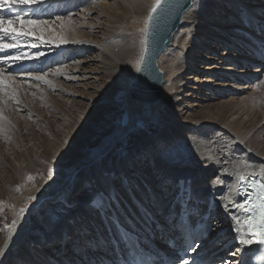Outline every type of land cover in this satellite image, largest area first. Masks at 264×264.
Instances as JSON below:
<instances>
[{
  "label": "bare ground",
  "instance_id": "obj_1",
  "mask_svg": "<svg viewBox=\"0 0 264 264\" xmlns=\"http://www.w3.org/2000/svg\"><path fill=\"white\" fill-rule=\"evenodd\" d=\"M195 2L185 13L171 45L158 58L159 67L171 53L174 58L166 61L174 74L163 75L162 99L149 107L160 122L150 126L153 138L147 142L139 137V147L114 166L108 161L114 160L123 142L111 141L109 147H115L101 160L79 163L83 169L72 194L74 199L78 197V207L48 236L30 238L29 213L23 210L18 214L13 227L0 236V249H11L3 264H118L125 237L117 224L139 233L144 244L149 239L166 256L177 259L185 248L178 218L189 196L186 212L203 221L210 211L207 223L213 227L211 237L220 233L221 241L225 240L210 249L206 246L208 238L200 241L196 251L185 259L213 264H233L237 260L227 251L238 244L234 229L247 231L243 211L235 206L243 203L238 194L239 176L246 183L251 175L264 180L260 172L264 168V128H260L264 126V107L252 97L256 81L264 76V52L258 51L264 44V0H208L211 8L204 12L202 3L203 12L192 18L193 12L200 11ZM154 5L152 0H44L34 6L32 14L35 18L38 10L46 13L40 18L48 20L47 25H7L22 42L19 48L10 49L13 54L19 52L20 59L5 67L15 83L9 84L8 91L0 85V126H5V130L0 128V176L11 172L0 183V200L15 195V182L22 184L28 173L46 165L51 156L72 164L80 162L82 155L73 146L63 152L38 153L34 136L36 130L44 133L47 116L63 114L64 123L67 108L74 112L80 104L85 105L88 112L83 111L86 117L80 121L84 127L79 131L70 127L63 137L66 142L77 139L90 150L103 146L100 140L116 132L109 127L98 130L97 122L102 112L115 110L120 77L124 75L126 110L133 119L142 120L148 108L137 106L128 88L140 67L147 19ZM146 13L143 37L138 39L135 25ZM58 15L64 19H56ZM255 65L259 67L254 69ZM219 94L226 101L216 106L212 95ZM39 103L49 105V109L39 110ZM184 181L191 183L189 192L184 190ZM37 192L33 186L20 200L24 198V202L26 196ZM98 193L116 199L117 207L114 204L110 208L109 204L103 212H97L93 201ZM58 194L54 190L49 195ZM62 198L54 197L50 205L56 206L59 199L67 205L69 198ZM125 217L136 226L125 224ZM150 217L158 224L151 223ZM149 228L153 235L146 233ZM143 234L148 235L146 239ZM169 241H173V247ZM66 248L70 249L68 253L55 256ZM245 249L251 250V246ZM156 256V263L162 264L163 256Z\"/></svg>",
  "mask_w": 264,
  "mask_h": 264
},
{
  "label": "rangeland",
  "instance_id": "obj_2",
  "mask_svg": "<svg viewBox=\"0 0 264 264\" xmlns=\"http://www.w3.org/2000/svg\"><path fill=\"white\" fill-rule=\"evenodd\" d=\"M152 1L156 3V0H152ZM202 3L204 4V8L206 9L204 10V12H207L211 8L208 0H197L195 2V5L196 6L198 5L197 7L200 9V11L193 12V15H192L193 17L191 16L192 18H196L197 16H199L201 12H203V10H201L203 6ZM243 13L246 15L245 11H243ZM146 17H147V13L144 15L142 19H140L141 21L139 20L140 22H138V25H135V27L138 26L134 30V33L137 34V37H140L138 39H141V37H143ZM129 24L130 26H132V23H129ZM29 25L31 26V24ZM263 45L264 44L259 45L258 51L261 50L260 52H264ZM168 55H167L168 56L167 59H162L160 61L159 68L162 69L163 72L165 73V74L163 73V75H168L169 73L170 76H172L174 72L172 74L171 72H169L168 66L170 64L168 63V61H166V60H169L170 57L172 58V55L171 53H168ZM215 58L217 59L216 56ZM137 61H138V56H136V58L133 59L132 64L135 66ZM257 67H259V65H255L254 69ZM171 78L172 77H168V79H171ZM126 80L127 78H125L124 75L120 77L118 92L115 98V105H116L115 110L109 113L102 112L101 114L102 116L99 119L101 121L97 122V125L99 124L98 130H100L101 128H105L107 130V128L109 127V128H112L116 132L115 134H113L112 137L106 136V137H103L102 140H100V143H103V146L98 145L92 150H90L84 147L83 144L78 142L77 139L74 142H70V141L66 142L63 137V135H65V130H70V127H75L78 131L84 127V126H81L80 121L81 122L84 121L86 117V113H83V111L88 112V110L86 109L87 107L85 105L80 104L78 109L77 110L75 109L74 112H71L70 109L67 108V110L64 111V114L67 116V119L65 121L67 122L64 121V123H62L61 121L63 117L61 115L63 114L55 113V117L57 118L52 117V116L46 117V120H44L45 122L44 133L42 134L39 132V130H36V135L34 136L35 140L33 142L38 144L37 145L38 153L40 154L44 152V154H51V151H55L56 149L63 152L67 150V147L73 146L75 152L79 150L78 155L79 156L82 155V157H80V162L72 164V162H67V161L64 162V160H62L61 157L59 156H56V157L51 156L49 158V162L46 165L45 164H42L41 166L38 165L37 170L35 171L33 170L34 172L28 173L26 180L22 184L15 182L14 186H15L16 194L13 195L12 197L5 195L2 198V200H0V236L5 232V230L7 229L9 230L10 228L13 227L14 225L13 221H16V217L18 216V214L23 212L21 211V209H23L24 211H28L29 216H30L29 217L30 222L28 221V223L31 226L28 228V231H27L28 234L30 232V238H35V236H38V235L48 236V234H51L52 231L55 230L58 226H63L62 224H59V223L65 220V218H67L69 214H72V212H74L78 207V202H77L78 197H75L74 199V197H72L73 196L72 194L74 193V189H73L74 185L78 184V182H76V179H79V176L82 173L81 169H83V166L78 165L79 163H90L91 164L96 160H101L103 159V157H105L108 154V152L111 149L115 147V145L118 142H123V145L120 146L121 149H119L116 153H114L116 156L113 158L116 161L114 160L108 161V164H110L111 166H114L115 162L124 160L125 157L129 156L132 150H136V148L139 147L140 141L137 140L139 137L142 140L146 139L147 142L148 141L150 142V140L153 138V133L150 131L151 130L150 126H152L153 123L160 124V122H158L156 118L157 113L152 117L151 121L148 122L147 124H143L141 120L139 119V117H137V120L133 119V115H130L129 112H127L126 110ZM189 94L196 96L195 92H190ZM252 97L253 99L260 100L262 102V104L260 105L264 107V76L259 78L256 81V87H255V91L252 94ZM165 98L167 99V96H165ZM212 98H214L215 101H212V102L213 104H216V106H219L220 104H223L224 101H226V98L223 97L222 94H219L216 96L212 95ZM75 100L76 102H78V99H75ZM185 101H188V97H185ZM179 106H181V103H179ZM38 109L48 110L49 105L45 103H39ZM107 123L109 124L108 126H107ZM0 128L1 129L4 128L3 130H5V126L3 125L2 127L0 126ZM152 128L155 129L154 126ZM260 128L263 129L264 126L261 125ZM88 129L89 131L92 130L89 127ZM105 129H101V131H104ZM79 137H80L79 140L83 141V136L80 135ZM95 138L96 140H98V133ZM111 141H113V143H116V144L112 147H109V145L111 144ZM1 144L4 145L5 143L1 142ZM9 175H11V172L8 174H5L4 176L3 175L0 176V183H2V181H6L7 180L6 176H9ZM80 182H81V179H80ZM33 186L37 187L38 192L34 193L33 195L26 196L25 198L26 200L24 202H23L24 198L20 200V197L24 194V192L30 190L31 188H33ZM54 190L58 191L59 193L58 196L49 195ZM38 193L39 194L41 193V195L38 196L37 195ZM61 196L64 197L65 200L66 199L68 200L69 198V203L65 205V202L59 199L56 203V206H54L56 208L59 205L58 206L59 209L52 210L51 208H54V207L50 205V200L53 199L54 197L62 198ZM115 201L116 199H113L112 202H110V208L114 204L117 207ZM42 204L44 207H41ZM118 207H120V205ZM45 210H48V211H45ZM53 211L54 212L57 211L56 214L58 216L52 215V218H51L49 214ZM177 211L178 210H175V212ZM32 215H35V217L31 220ZM123 221L130 228H134L136 226L134 225L132 220H128V217H125ZM150 221L151 223L153 222L154 224H158L155 220L152 219V217H150ZM67 222L69 224L70 219ZM146 230L147 232L146 231L145 232L147 234L149 233V235H153V234H150L151 232L150 228ZM216 235L219 238L213 241L211 245L209 246L206 245L207 249L208 248L210 249L211 247H214L216 245H220L225 240L224 239L223 241H221L220 233H216L214 236ZM110 240H111V236H110ZM203 240H201V242ZM208 241H209V238L206 241V243ZM109 242L112 243V240ZM10 250L11 249H8L6 252L4 249H0V264L4 263L7 256L10 254ZM68 251H70V249L66 248L65 252L63 251L59 253L56 252L55 256L57 257H59L60 255L62 256V253L64 255L65 253H68ZM233 251L234 250L232 249V250H229L228 252L229 254H232ZM48 256H49V253H48ZM51 257H53V255ZM113 257L115 259V254L113 255ZM227 258L228 257L226 255L225 260H227ZM96 259H98V257L95 258L94 260ZM219 262L220 261H216L214 263L218 264Z\"/></svg>",
  "mask_w": 264,
  "mask_h": 264
},
{
  "label": "snow or ice",
  "instance_id": "obj_3",
  "mask_svg": "<svg viewBox=\"0 0 264 264\" xmlns=\"http://www.w3.org/2000/svg\"><path fill=\"white\" fill-rule=\"evenodd\" d=\"M44 0H0V53H5L3 57H0V85L3 90L8 91L9 84L15 83L14 80H10L9 74H6L5 67L10 63L15 64L20 59V53L13 54L10 49H17L21 45V39L16 34L9 31L8 24L28 23L35 26L47 25L48 20L40 17H33L32 9L37 4H42ZM163 0H156L155 5L151 9L148 20L153 19V15L162 7ZM56 19L63 20V16H57ZM35 46V45H32ZM42 55V53H41ZM137 71H140L137 68ZM9 98L12 99V93L8 92ZM162 151L165 149H161ZM260 172L264 174V168L260 169ZM240 180L244 177L239 176ZM185 192L191 190L190 181L182 182ZM253 187L257 190V199L250 206L246 207L243 203H238L235 206L245 212H251L252 216L247 219V231L243 228L237 227L234 231L237 232L235 238L239 244L232 255L237 257V260L233 261V264H249L248 256L250 249H245V246L258 245L260 246L258 251L260 255L258 259L264 261V182L259 184H253ZM249 195H251L249 193ZM112 200L111 196H106L104 193H98L97 199L93 201V205L97 212H103L105 208L110 204ZM23 211V209H21ZM15 221H13V224ZM184 231L191 233L194 231L190 224L181 225ZM71 243V241H69ZM196 240H192L189 244L191 251H196ZM202 246V245H201ZM122 256L118 261V264H148V261L143 257L141 249L135 244H128L122 249ZM181 264H189L187 259H183Z\"/></svg>",
  "mask_w": 264,
  "mask_h": 264
},
{
  "label": "water",
  "instance_id": "obj_4",
  "mask_svg": "<svg viewBox=\"0 0 264 264\" xmlns=\"http://www.w3.org/2000/svg\"><path fill=\"white\" fill-rule=\"evenodd\" d=\"M194 2L163 0L162 7L153 15V19H147L140 71H137L136 78L128 88L129 97L136 105L148 108L141 115L143 124L150 122L154 116L149 107L157 105L162 99L163 72L158 67V58L171 45L174 33Z\"/></svg>",
  "mask_w": 264,
  "mask_h": 264
}]
</instances>
